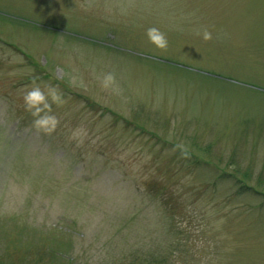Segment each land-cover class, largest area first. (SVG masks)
<instances>
[{
  "label": "rangeland",
  "instance_id": "1",
  "mask_svg": "<svg viewBox=\"0 0 264 264\" xmlns=\"http://www.w3.org/2000/svg\"><path fill=\"white\" fill-rule=\"evenodd\" d=\"M0 264H264V0H0Z\"/></svg>",
  "mask_w": 264,
  "mask_h": 264
},
{
  "label": "clouds",
  "instance_id": "2",
  "mask_svg": "<svg viewBox=\"0 0 264 264\" xmlns=\"http://www.w3.org/2000/svg\"><path fill=\"white\" fill-rule=\"evenodd\" d=\"M202 36L203 40L212 39V33L206 28L197 33ZM148 41L156 48L165 50L169 46L167 34L158 27L152 26L146 29ZM115 83V77L112 73H106L102 78V86L109 88ZM23 103L25 109L33 117L32 126L38 132L51 134L59 125L58 117L53 114L52 105L60 106L64 103V99L59 90L52 85L41 87L33 82V86L29 88L23 95ZM77 133H74V136Z\"/></svg>",
  "mask_w": 264,
  "mask_h": 264
},
{
  "label": "trees",
  "instance_id": "3",
  "mask_svg": "<svg viewBox=\"0 0 264 264\" xmlns=\"http://www.w3.org/2000/svg\"><path fill=\"white\" fill-rule=\"evenodd\" d=\"M3 138V137H2ZM4 139V138H3Z\"/></svg>",
  "mask_w": 264,
  "mask_h": 264
}]
</instances>
